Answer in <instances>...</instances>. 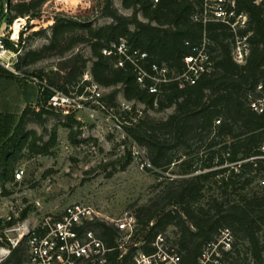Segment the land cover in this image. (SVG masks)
Here are the masks:
<instances>
[{
    "label": "trees",
    "instance_id": "16d2710c",
    "mask_svg": "<svg viewBox=\"0 0 264 264\" xmlns=\"http://www.w3.org/2000/svg\"><path fill=\"white\" fill-rule=\"evenodd\" d=\"M9 1L12 21L24 17L40 20L42 7L48 0ZM235 1L237 12L247 16V30L242 35L250 34L249 55L244 65L233 61V35L228 27L193 22L200 0L195 3L164 0L156 5L151 0H121L124 9L132 10L130 16L120 14L111 0H105L100 12L111 19L109 24L95 27L89 22L54 17L49 36L47 29H43L24 39V43L37 37L47 40V44L20 58L18 69L24 74L33 75L65 94L74 92L81 96L91 84L83 80L89 72L93 83L109 91L101 99L108 108H118L119 96L134 103L133 108L142 105L143 115L135 122L129 119V114L122 113L123 121L129 123L123 128L126 139L145 152L152 167L148 171L157 176L164 172L175 176L163 178L155 188L160 192L146 204L133 205L137 227L123 249L117 243L119 232L115 226L100 220L85 226L111 250L107 264H133L138 251L153 254L157 237L170 228L174 238L165 245L168 253L180 256L182 264H199L205 247L215 243L224 229L231 232L233 242L228 251L218 250L223 257L218 264L235 252L239 255L244 245L254 264H264V188L258 184L261 191H248L255 181L264 177V160L259 158L263 155L264 114H257L250 107L252 100L264 94V5H256L253 0ZM204 39L211 69L194 85H181L175 78L186 69L184 59L193 55V48ZM121 40L131 49L147 54L139 65L150 76L157 75L153 66L167 70L166 81L156 85L157 94L139 86L137 72L130 63L117 66L120 55H103V50ZM81 44L87 45L91 52L89 70V60L81 54L64 59ZM52 58L61 61L50 73L28 72L30 66ZM1 80L19 78L0 67ZM145 82L152 85L150 80ZM260 85L262 91L257 90ZM50 96L49 91L38 87L36 104L26 105L20 114L8 102L0 105L2 196L8 195V184L17 183L15 171L19 164L26 158L48 155L55 143V131L44 141L35 130L26 128L29 117L43 125L45 115L59 114L48 107ZM148 111L169 113L155 119ZM66 120L68 139L77 145L80 123L72 114ZM216 121L220 123L217 125ZM126 153L121 170L132 160L131 153ZM24 219L25 214L18 221ZM26 240L27 237L12 247L1 235L0 247L7 248L9 254L0 264H23L27 257Z\"/></svg>",
    "mask_w": 264,
    "mask_h": 264
},
{
    "label": "rangeland",
    "instance_id": "374dc122",
    "mask_svg": "<svg viewBox=\"0 0 264 264\" xmlns=\"http://www.w3.org/2000/svg\"><path fill=\"white\" fill-rule=\"evenodd\" d=\"M111 1L120 14L124 16L132 14V10L123 8L121 0ZM104 2L105 0H48L42 7L40 20L25 22L26 37L43 29H47L49 36L54 17L89 22L95 27L109 24L111 19L104 17L100 12ZM139 19L145 21L141 15H139ZM45 44H47L45 38L37 37L26 41L21 50V58L27 52L38 50ZM74 54H81L89 60L87 64V70H89L91 67L89 47L84 44L78 45L66 54L64 59ZM60 61L59 58L42 60L27 70L29 73L43 71L48 74L55 70ZM0 82L1 96L4 83L3 80ZM15 83L26 91V96L35 92L33 100L27 104L29 106L35 105L38 97V86L24 79L16 80ZM108 92L102 90V97ZM121 99L119 96L118 102ZM135 106V111L139 110L141 114L130 115L129 119L133 121L142 116L144 110L142 105ZM168 113L169 111L166 113L148 111V114L155 119H162ZM120 114L121 111L118 108H107L105 112L97 111L94 117L86 112L72 114L80 123L78 129L80 134L76 138L80 143L77 145L70 143L68 139L69 130L64 127L67 121L66 116L70 114L45 115L43 125L32 121L30 117L27 119V129L35 130L37 134L43 137L44 141H48L50 134L55 131L56 140L48 155L34 156L23 160L18 166L24 171L22 180L16 184H8L7 196L0 195V236L6 238L12 247L27 237L44 216L60 214L68 205L76 202L90 204L99 216V220L107 223L125 214L135 216L134 204L137 206L146 204L160 192V189L155 190V188L163 178H175V176L169 175L170 172L160 173V176H157L152 171H148L152 168L145 171L139 170L133 150L135 142L127 140L125 133L122 134L114 128V125L117 124L116 119L121 124L122 129L129 124L125 119L123 121L122 116L124 114ZM112 115L115 116V119ZM73 128L77 130L76 126ZM139 151L147 159L141 148ZM126 152L131 153L132 160L124 170H121V166L126 161ZM161 175L164 177L161 178ZM260 180L255 181L248 188V191H261L258 187ZM24 214L25 219L18 221ZM173 238L172 228L161 237L160 241L165 250H167L166 241L173 240ZM218 250H216L218 254L210 258V264H218L219 259L223 258ZM222 250L226 251L225 249ZM8 254L7 248L0 247V262ZM222 264L254 263L248 254L246 245H244L240 247L239 255L235 252L234 255L223 259Z\"/></svg>",
    "mask_w": 264,
    "mask_h": 264
},
{
    "label": "built area",
    "instance_id": "2783aa9c",
    "mask_svg": "<svg viewBox=\"0 0 264 264\" xmlns=\"http://www.w3.org/2000/svg\"><path fill=\"white\" fill-rule=\"evenodd\" d=\"M164 0H151L153 5ZM195 3L196 0H189ZM256 5H264V0H253ZM13 12L9 0H0V67L12 74L14 77L31 82L42 90L50 92L48 107L60 114H74L75 112H86L94 117L97 111L105 112L107 106L101 101L102 89L92 82L91 76L87 73L83 80L91 84L85 88L83 95L56 90L41 82L33 75H26L18 69L21 58V50L26 37L25 22L28 17L16 18L10 21ZM195 23L206 26L209 23H220L229 28L233 35L232 58L238 65H244L249 55L248 38L250 34H243L247 30V16L237 12L235 0H200V5L196 8L192 16ZM207 41L193 48V55L184 59L186 69L184 73L175 78L181 85L187 83L194 85L198 78L205 72L210 71L211 62L207 53ZM103 55L110 56L117 53L121 57L119 67L125 62L130 63L137 72V82L142 89H146L150 94H157V84L166 81L167 70L164 67L153 66L156 77L147 74L139 63L146 59L147 54L138 49H131L125 40L119 44H112L109 49L103 50ZM146 80H150L152 85L148 86ZM263 87L258 86L257 90L262 91ZM132 103L120 100L118 110L122 113L141 114V111L133 108ZM156 107V102L154 103ZM251 109L257 114H264V94L251 101ZM95 114V115H94ZM120 114V115H121ZM115 119V116L112 115ZM121 117V116H120ZM135 122V121H134ZM115 130L124 134L119 121L116 119ZM220 122L216 121L218 125ZM125 135V134H124ZM135 160H137L140 171L151 169L150 163L145 159L136 144H133ZM263 155L259 157L264 160V145L261 148ZM23 169L15 171V182H20L23 178ZM260 186L264 188V177L260 180ZM93 207L85 202H76L68 205L60 214H49L44 216L40 222L29 232L26 240L27 257L23 264H107L108 254L111 251L106 248L96 233L88 230L85 226L99 220ZM107 223V222H106ZM108 224L116 227L119 232L117 243L123 249L130 243L132 235L135 233L137 221L135 216L125 214L117 219H112ZM158 236L155 243L156 251L151 255H145L138 251L134 255L133 264H182L181 258L177 254L168 253ZM232 240L231 232L227 229L221 231L215 243L208 244L199 260V264H208L211 255L218 249H230ZM126 253V251H124Z\"/></svg>",
    "mask_w": 264,
    "mask_h": 264
},
{
    "label": "crops",
    "instance_id": "0c3cea01",
    "mask_svg": "<svg viewBox=\"0 0 264 264\" xmlns=\"http://www.w3.org/2000/svg\"><path fill=\"white\" fill-rule=\"evenodd\" d=\"M3 83H4L2 85L3 91L1 92V96H0V105L2 102H8L9 103L8 105H10L9 106L10 108L12 107V110L19 109L18 113L21 112L25 108V106L31 100H33L35 96V92L34 94H30L26 96L25 95L26 91H24L20 86H17L18 84H16L15 81L3 80Z\"/></svg>",
    "mask_w": 264,
    "mask_h": 264
}]
</instances>
